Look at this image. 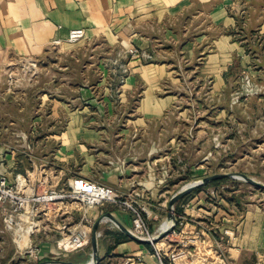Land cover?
Returning a JSON list of instances; mask_svg holds the SVG:
<instances>
[{"label": "rangeland", "instance_id": "1", "mask_svg": "<svg viewBox=\"0 0 264 264\" xmlns=\"http://www.w3.org/2000/svg\"><path fill=\"white\" fill-rule=\"evenodd\" d=\"M263 8V0H248L246 7L234 16V28L224 31V35L235 43L231 45L237 48V53L228 52L227 47L218 49V55L225 52L230 54L229 57H221L224 62L218 63V96L210 95L209 82L204 86L202 81L195 78L196 75L189 74L194 69L193 65L185 64L183 50L177 48V45L173 44L174 48L171 44H167L170 47L168 48L166 44L163 46L148 44L147 47L132 43L119 44L118 33L85 42L81 40V43L78 42L80 44H64L59 49L48 51L47 59L42 64L32 67L20 65L13 70H7L0 82V153L10 154L15 163L14 168L19 170L27 168L28 164L33 163L31 160L34 161V166L37 167L29 171L31 181L26 188L29 192L37 187L38 191L40 190L39 185L35 184L40 179L39 173H43L45 177L50 176L51 179L60 176V184L78 178L77 174L87 165L85 153L78 154L79 159L76 162L66 164L55 159L60 144L55 141L51 146L36 144L50 133L60 134L64 131L66 123L64 113H57V117H54L50 111H40L39 105L46 102V98L42 95L47 92L48 95H52L53 88L72 87L79 92L77 115L81 127L80 143H83L86 153L94 157L89 165V174L102 178L108 172L126 174L134 170L133 165L138 166L141 162L129 158L132 155L134 157L135 150L139 151L134 142L141 133L127 129V126L128 122L134 121L139 116L138 108L144 87L138 76H134L133 83L125 91L124 86L127 84V78L132 76L134 71L133 63L139 61L140 65L158 64L163 61L162 53H169L171 56L169 60L172 63L180 62V65L174 66L177 73L172 79L175 82L171 83L170 79H166L162 87L164 91L174 96L176 105L187 110L185 119L189 122L190 128L188 138L185 139V148L166 160V170L172 178L166 188L162 189L161 194L152 197L151 194L148 196L141 191L128 194L113 191L133 201L142 210L143 219L150 231L161 229L168 215L172 214L175 217L177 222L175 234L154 233L156 241L161 242L171 234V239L168 240L182 242L184 238L180 231H192L190 226H185L186 224L195 225L196 231L201 226H206L208 231L205 232L211 241L207 237L203 240L202 237L193 243L196 252L191 264H198L199 258L204 257L207 260L215 259L218 264H229L225 248L229 234L237 231L247 211L254 209L264 214V189L245 180L246 177L264 186V31H260V24L264 22ZM253 9L256 10V15L252 18ZM144 29L150 32H147L149 35L158 34L151 33L150 25ZM129 36L131 33L126 34L127 38ZM132 36L136 35L132 34ZM136 38L139 36L137 35ZM154 39H157V35ZM131 46L139 52L149 54L152 59L141 60L132 57L129 54ZM65 99L57 98L66 103ZM199 122L206 125H204L205 135L201 138L204 143L198 153V146L202 143L192 141L198 132ZM88 131L93 134L95 141H88ZM124 131L128 133L124 134ZM125 137L129 138L127 143ZM179 141L181 139L177 140ZM33 148L36 149V153L30 152ZM150 169L153 175L161 172L159 167L153 165ZM136 172L142 173L141 170ZM215 175L228 176L204 183L205 178ZM13 181L14 179L11 183ZM41 181L43 182L44 179ZM195 184L199 186L170 207L171 200L175 196L186 187ZM190 201H193L194 205L199 204L202 208L203 217L191 219L194 223L185 220L190 217L180 214L179 206ZM32 207L34 212L40 209H36V205ZM58 207L42 209L34 218L27 214L20 216L18 221L20 228L12 226L11 230H7L1 224L0 264H44L45 262V264H76V261L80 260L83 264L136 263H126L125 259L132 257L123 255L95 260L91 251V240L83 251L63 254L56 250L54 243L49 245L51 249L48 248L52 254H45L44 251H42L44 254L41 253L38 243L33 242L34 235H31L28 241L25 237L26 233L31 232L29 230L31 223L36 222L43 237V229L45 233L48 232L47 228L56 216ZM25 210L29 212L30 207L27 206ZM88 210L90 209H84L83 224H88L86 230L90 231L92 236V227L96 222L89 220L86 215ZM217 213L218 232L214 229L209 230ZM57 214H59L57 219H66L68 225L72 227L79 223L83 211L74 212L70 216L62 215L60 211ZM78 214L79 218L76 217ZM156 215L157 219H154ZM0 222H2L1 217ZM179 223L182 225L180 226ZM15 231L16 234L22 233L19 238L22 246L20 249L30 242V248L24 252L17 249L12 237H9ZM124 238L128 237L125 235ZM38 239L42 240L36 237L37 241ZM216 239H218V247ZM43 242L44 240L41 243ZM165 242L162 241L161 243L164 244L157 247L165 249L167 245ZM144 248H147L149 253L152 250L151 245H145ZM189 249L193 251V247ZM261 264H264V258Z\"/></svg>", "mask_w": 264, "mask_h": 264}, {"label": "crops", "instance_id": "2", "mask_svg": "<svg viewBox=\"0 0 264 264\" xmlns=\"http://www.w3.org/2000/svg\"><path fill=\"white\" fill-rule=\"evenodd\" d=\"M247 2L248 0H0V82L9 69L13 70L20 65L32 67L42 64L47 59L48 51L70 44L68 36L72 30H83L85 37L82 42L118 33L119 44L132 43L143 47H147L148 44L162 46L166 44L168 48L170 47L167 44H171V47L175 44L177 48L183 50L185 64L193 65L194 69L189 74L196 75L195 78L202 81L204 86L209 82L210 95L218 96V63L224 62L221 57L230 56L228 52L237 53V48L231 45L235 43L224 35V31L234 28V16L246 7ZM262 10L264 11V8ZM255 13L256 10L253 9L252 18L255 17ZM147 25H150L151 33L158 34H147L150 33L144 29ZM260 31H264V22L260 24ZM128 33H131L129 38L126 37ZM121 34H125L124 37ZM137 35L139 38H136ZM156 35L157 39H154ZM224 47H227L228 52L218 55V49ZM170 57L169 53H162L163 61L158 64L140 65L141 63L136 61L133 63L135 68L132 76L127 78V84L124 86L125 91L133 83L134 76H138L144 87L138 108L139 116L128 122L127 126V129L141 133L134 142L139 151L135 150L134 157L132 155L129 158L141 162V164L136 162L138 166L133 165L134 170L126 174L108 172L102 178L89 174V165L94 157L86 153L83 143H80L81 127L77 115L79 92L76 88H53L52 95H48V92L42 95L46 102L39 105L40 111H50L54 117H57V113H64L66 123L64 131L60 134L50 133L36 144L51 146L54 141L57 142L60 146L55 159L66 164L76 162L79 159L78 154L85 153L87 165L77 174L78 178L99 184L102 182L101 185L121 194L138 191L148 196L151 194L152 197L161 194L162 189L166 188L172 178L167 173L166 160L169 156L182 152L190 128L189 122L185 119L187 110L176 105L174 96L164 91L162 87L166 79H170L171 83L175 82L172 79L177 73L174 66L180 65V62L172 63ZM57 98H66V103ZM204 125L206 124L202 122L197 124L198 132L192 141L202 143L198 146V153L204 143L201 141L205 135ZM125 133L128 131H124ZM124 139L126 143L129 141L127 137ZM178 139L181 141L177 142ZM88 141H95L90 131ZM30 152L36 153V149L33 148ZM0 161H2L0 171L9 183L17 176L31 174L29 171L37 167L31 160L33 163L28 164L27 168L16 169L12 156L6 153H0ZM152 165L159 167L161 172L151 174ZM138 170L142 173H135ZM192 203L193 201H190L179 206L180 214L190 217L185 219L190 223H194L191 219L203 217L201 206ZM86 215L93 222L101 219L96 242L99 259L113 255L142 256L146 264L153 263L148 249L144 248L145 245L124 238L121 227L126 228L128 232L131 229L129 213L108 205L90 209ZM76 217L79 218V214ZM154 219H157V215ZM167 219L161 229L151 231L160 234L171 222ZM213 219L209 230L214 229L218 232V213ZM1 224L3 225L2 222ZM186 226L197 229L195 225L189 223ZM48 227L47 233L43 229V237L39 231L33 234L35 237L33 242L38 243L41 253L44 251L45 254H52L49 245L54 244L60 235L56 226ZM204 230L208 231V228L206 226L198 228V231ZM30 233L27 232L25 236L28 241ZM16 235L21 238L22 233L17 232ZM36 237L42 240L38 239V242ZM216 246L218 247V239ZM225 248L229 264H261L264 258V214L254 209L247 211L237 231L229 234ZM76 264H83V261H76Z\"/></svg>", "mask_w": 264, "mask_h": 264}, {"label": "built area", "instance_id": "3", "mask_svg": "<svg viewBox=\"0 0 264 264\" xmlns=\"http://www.w3.org/2000/svg\"><path fill=\"white\" fill-rule=\"evenodd\" d=\"M84 37L85 33L83 30H72L68 36V43L76 44L83 40ZM129 54L141 60L152 59L149 54L139 52L133 48L129 50ZM39 174H41L40 179L37 180L35 184L39 185L40 190L38 191L37 187V189H33L32 192H27L25 190L31 181L29 178L30 174L17 176L13 183H9L6 177L0 173V210L2 223L7 230H11L12 226L20 228L21 226L18 222L20 216L22 217L24 214H27L34 218L42 209L47 210L52 206H59L57 212L60 211V214H67L68 216L74 212L83 211L79 223L72 227L68 225L69 223L66 222V219H57L59 215L57 212L53 221L50 222V226H56L60 235V238L55 242L56 250L63 254L82 251L90 244V231L86 230L88 224H83L85 217L84 209H93L105 205H110L121 212L129 213L131 216V229L129 233L134 238L146 241L148 243L147 245H151L152 250L149 254L150 258L153 259L152 264H191L196 252L193 243L197 242L202 237L203 240L207 237V239L211 241L205 230L196 231L194 227H191L192 231L189 232H184V230L180 231V234H183L184 238L182 242L170 241L168 238L172 236L171 234L174 233L176 228V224L170 222L168 228L162 230V232L167 230H169L170 233L172 232L161 240V242L166 241V248L159 249L157 247L159 241H156L155 234L150 231L148 224L144 221L142 210L133 201L117 195L109 187L83 178H72L60 184V176L56 177L54 175L55 177L51 179L48 175V177H45L43 173ZM43 179L44 181L42 182L41 180ZM21 189H23L22 192ZM33 205H36V209H40L34 212ZM27 206L30 207L29 212L25 210ZM37 225L38 223L36 222L31 223L30 236L39 231ZM162 232H160V234ZM11 237L16 248L20 249L22 246H20L16 231L11 234ZM163 244L164 243H161V245ZM189 247H193L192 252ZM28 248H30V242L20 250L24 252V250ZM214 252L216 251L214 250ZM216 258L218 257L216 256ZM199 259L198 261L200 262H198V264H218V261L215 259L207 260L205 257ZM125 260L126 263L136 262L133 264H146L142 256L126 258Z\"/></svg>", "mask_w": 264, "mask_h": 264}, {"label": "water", "instance_id": "4", "mask_svg": "<svg viewBox=\"0 0 264 264\" xmlns=\"http://www.w3.org/2000/svg\"><path fill=\"white\" fill-rule=\"evenodd\" d=\"M228 175H215V176H212V177H208V178H205L204 179V183H209V182H212V181H216V180H220V179H223V178H226ZM245 180H247L248 182L252 183L253 185L261 188V189H264V186L263 185H259V184H256L254 183L253 181L249 180L248 178L245 177ZM199 184H195L193 186H188L186 187L180 194H178L177 196H175L172 200H171V203H170V207L176 203V201H178L179 199H181L184 195L188 194L192 189L198 187ZM168 219L169 221L173 222L174 224H176V221L173 217L172 214L168 215ZM101 219L97 220L96 223L94 224L93 228H92V236H91V244H92V251H93V258L95 260H99V258L97 257V250H96V242H97V229H98V225L100 223ZM121 230L122 232L129 238L131 239L132 241H135L139 244H143V245H147L148 243L146 241H142V240H138L136 238H134L127 230H125L123 227H121ZM169 230L165 231V232H162L161 234L164 235L165 233H168ZM163 237V236H162ZM161 237V238H162ZM46 263V262H45ZM44 263V264H45ZM63 264H69V263H63Z\"/></svg>", "mask_w": 264, "mask_h": 264}, {"label": "bare ground", "instance_id": "5", "mask_svg": "<svg viewBox=\"0 0 264 264\" xmlns=\"http://www.w3.org/2000/svg\"><path fill=\"white\" fill-rule=\"evenodd\" d=\"M169 225H167V227L165 228V230L168 228ZM161 245V242H158V245L157 246H160Z\"/></svg>", "mask_w": 264, "mask_h": 264}, {"label": "trees", "instance_id": "6", "mask_svg": "<svg viewBox=\"0 0 264 264\" xmlns=\"http://www.w3.org/2000/svg\"><path fill=\"white\" fill-rule=\"evenodd\" d=\"M219 182V181H218Z\"/></svg>", "mask_w": 264, "mask_h": 264}]
</instances>
